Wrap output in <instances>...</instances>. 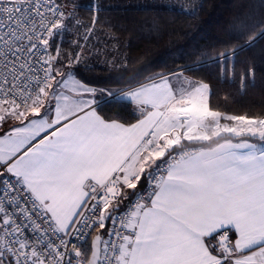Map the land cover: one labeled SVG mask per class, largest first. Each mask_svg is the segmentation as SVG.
<instances>
[{"label": "snow or ice", "instance_id": "6c2138e0", "mask_svg": "<svg viewBox=\"0 0 264 264\" xmlns=\"http://www.w3.org/2000/svg\"><path fill=\"white\" fill-rule=\"evenodd\" d=\"M80 7L0 0V264H264V120L213 110L211 86L178 74L225 80L235 53L98 89L85 73L113 55L92 43L107 8L83 5L84 24ZM216 119L237 143L178 159Z\"/></svg>", "mask_w": 264, "mask_h": 264}, {"label": "trees", "instance_id": "16d2710c", "mask_svg": "<svg viewBox=\"0 0 264 264\" xmlns=\"http://www.w3.org/2000/svg\"><path fill=\"white\" fill-rule=\"evenodd\" d=\"M68 2L81 6L77 15L84 24L89 23L92 13L83 5L103 3L107 11L96 25L99 39L94 38L92 43L101 46L100 40H113V36L112 42L122 43V52L117 50L109 56V60L114 61L112 64L103 63L107 60L103 55L101 60L90 61V66L96 64L97 67L85 75L97 88L123 89L135 79L155 72L178 70L218 54L235 53V68L232 59L228 61L226 72L221 68L225 80L217 79L215 67L211 65L185 74L211 86L213 110L264 119V0H162L181 5L184 11L179 8L154 11L144 7L149 0ZM201 3L203 7L197 8ZM126 4L132 6L124 7ZM193 9H196L194 16L190 15ZM204 52L209 55H203ZM102 111L107 116L119 114L125 120H132L130 109L105 106ZM230 137L222 135L187 145L213 146Z\"/></svg>", "mask_w": 264, "mask_h": 264}, {"label": "crops", "instance_id": "0c3cea01", "mask_svg": "<svg viewBox=\"0 0 264 264\" xmlns=\"http://www.w3.org/2000/svg\"><path fill=\"white\" fill-rule=\"evenodd\" d=\"M80 21L82 22V20H80ZM79 31L82 33L83 32V28H80ZM70 33L71 34L65 36L66 44L69 43V42H71L72 40H74L77 37V35H78L75 22L73 23V27L70 29ZM191 79L192 80H195L193 78H191ZM262 120H264V119H262ZM224 122H228V121L226 120ZM222 135H230L231 137L230 138H226V139H224V140H222V141L214 144L213 146L200 147V150L199 151H197L195 153H192V154H190V155H188V156H186V157H184L182 159H187V158L192 157L193 155H196V154H198V153H200L202 151H206V150H210V149H223V150L226 151L228 149V147H230L232 145H235L237 143V140L233 139V137H235L236 134L225 133V134H220V135H217V136L215 134L214 135L212 134L210 136H212V139H214V138L220 137ZM244 183H245L244 180H241L240 181L239 189H242L244 187ZM188 187L191 188L192 185H189ZM182 191L183 190H181V193L177 195V198L178 199H182L183 198Z\"/></svg>", "mask_w": 264, "mask_h": 264}, {"label": "rangeland", "instance_id": "374dc122", "mask_svg": "<svg viewBox=\"0 0 264 264\" xmlns=\"http://www.w3.org/2000/svg\"><path fill=\"white\" fill-rule=\"evenodd\" d=\"M113 40H110V39H105V41L104 42H101V40L99 41L100 43H102L103 45H104V43L105 42H109V47H108V51L109 52H117V50H119V53L120 52H122V50H120L121 48H122V43H121V41H118V40H116V42H112ZM103 45H101V47L103 46ZM113 57H116V56H113ZM99 60H101V59H99ZM107 60L112 64L114 61L112 60V61H110L109 60V56L107 57ZM101 62H103V61H99L98 63H101ZM103 63H105V62H103ZM179 70V69H178ZM178 74H180V75H182L183 77H188V78H191V77H189L188 75H186L185 74V72L184 73H178ZM98 89H108V88H102V87H98ZM109 90H111V91H119V90H121V89H109ZM251 119V118H250ZM255 119H257V120H262V119H260V118H255ZM219 123V120L218 119H216L215 121H213V120H210L209 122H207L206 124H205V126L203 127V129H202V131H204V132H206L208 135H216V125ZM231 127L232 125H230V123L229 122H224L223 124H221L220 125V128L221 129H223L224 127ZM245 127H248L249 125H244ZM225 133H230V132H223V131H221L220 132V134H225ZM219 134V135H220ZM232 134H235V133H232ZM217 136V135H216Z\"/></svg>", "mask_w": 264, "mask_h": 264}, {"label": "built area", "instance_id": "2783aa9c", "mask_svg": "<svg viewBox=\"0 0 264 264\" xmlns=\"http://www.w3.org/2000/svg\"><path fill=\"white\" fill-rule=\"evenodd\" d=\"M182 150H183V155L179 157L178 159H182L192 153L199 151L200 147L197 145H185V146H182Z\"/></svg>", "mask_w": 264, "mask_h": 264}]
</instances>
